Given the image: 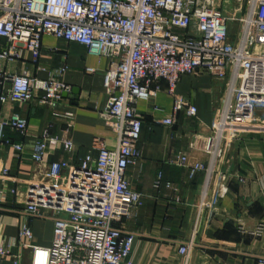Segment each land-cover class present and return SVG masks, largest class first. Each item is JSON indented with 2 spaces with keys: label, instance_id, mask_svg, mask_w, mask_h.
<instances>
[{
  "label": "built area",
  "instance_id": "1",
  "mask_svg": "<svg viewBox=\"0 0 264 264\" xmlns=\"http://www.w3.org/2000/svg\"><path fill=\"white\" fill-rule=\"evenodd\" d=\"M237 1L239 11L246 14L239 20V42L232 44L230 23L235 19L226 17L214 0H0V61L21 60L22 49L14 45H22L36 63L43 37L52 36L83 45L90 55L106 57L113 64L105 74L109 98L102 118L116 135V145L109 148L96 139L92 146L96 156L89 152L78 165L67 161L46 165L52 142L67 152L75 151L71 140L59 141L48 129L31 151L32 161L45 170L37 171L40 178L25 191L29 222L22 225L18 243L30 249V264L40 260L43 264H136L131 258L136 237L121 225L144 199L128 179L129 169L142 157L138 144L143 116L137 106L167 92L175 98L174 115L165 118L163 125L173 127L181 111L196 117L197 108L176 93L184 76L208 75L225 86L222 110L210 134L196 137L207 163L189 164L186 156L179 161L189 169L191 179L199 172L209 174L202 202L206 204L212 175L218 173L227 147L258 125L257 112L264 110V0ZM3 41L11 48L2 49ZM65 72L58 69L40 80L0 69V104L36 100L55 108L70 91L62 80ZM7 130L26 137L28 121L16 113L5 117L0 110V146L23 153L24 146L14 144ZM193 146L197 148V141ZM2 177L9 179L10 170L4 169ZM221 180L215 195L223 198L228 189L225 178ZM163 186L160 173L155 188ZM166 187L177 190L171 183ZM48 213L55 222L53 244L34 246L30 222L47 218ZM263 232L260 224L254 234ZM192 250V243L179 248L185 264ZM7 258L24 264L10 246L0 247V264ZM257 264H264V257Z\"/></svg>",
  "mask_w": 264,
  "mask_h": 264
},
{
  "label": "crops",
  "instance_id": "2",
  "mask_svg": "<svg viewBox=\"0 0 264 264\" xmlns=\"http://www.w3.org/2000/svg\"><path fill=\"white\" fill-rule=\"evenodd\" d=\"M2 45V49L11 48L6 41ZM14 46L22 49V59L12 64L1 60L0 69L47 80L52 72L65 68L62 80L70 87L55 108L36 100L0 104L5 117L16 113L28 121L26 137L6 131L14 144L24 146L23 153L11 146H0V247L10 246L13 254L22 256L24 264H30V249L18 243L22 225L29 222L25 191L40 178L37 171L45 170V166L32 161L31 151L48 129L59 141L71 140L75 151L67 152L52 142L45 156L46 165L63 161L78 165L92 152L96 139L103 140L109 148L116 145V135L102 118L109 98L105 74L113 69V64L106 57L90 55L83 45L52 36L43 37L36 63L22 45ZM89 69L96 72L91 74ZM162 86L167 88L166 83ZM176 93L188 99L198 112L196 117H189L185 111L177 113L173 127L162 124L174 115L175 98L169 93L161 92L137 106L143 116L138 144L142 157L129 169L128 179L144 199L121 225L136 237L131 258L136 264H185L179 248L192 243L188 264H257L258 258L264 257V232L261 236L254 234L260 224L264 226V110L257 112L258 125L244 131L238 141L227 147L218 173L212 175L203 206L209 174L199 172L191 179L189 169L179 161L186 156L189 164L207 163L201 140L196 137L210 134L222 110L225 86L208 75L184 76ZM92 154L96 156L97 152ZM4 169L10 170L7 180L2 177ZM160 173L164 186L158 190L155 182ZM221 178H225L228 189L223 198L215 195L221 188ZM167 183L177 190L168 189ZM15 189L17 194L12 193ZM47 215L30 222L34 246L50 248L53 244L55 222L50 213ZM2 264H14V259L7 258Z\"/></svg>",
  "mask_w": 264,
  "mask_h": 264
},
{
  "label": "rangeland",
  "instance_id": "3",
  "mask_svg": "<svg viewBox=\"0 0 264 264\" xmlns=\"http://www.w3.org/2000/svg\"><path fill=\"white\" fill-rule=\"evenodd\" d=\"M215 3L223 10L224 15L230 19H235L230 23V38L232 44L239 42L238 34L241 32L239 20L245 17L246 11H239L237 0H214Z\"/></svg>",
  "mask_w": 264,
  "mask_h": 264
},
{
  "label": "water",
  "instance_id": "4",
  "mask_svg": "<svg viewBox=\"0 0 264 264\" xmlns=\"http://www.w3.org/2000/svg\"><path fill=\"white\" fill-rule=\"evenodd\" d=\"M75 93H76V91H75Z\"/></svg>",
  "mask_w": 264,
  "mask_h": 264
}]
</instances>
